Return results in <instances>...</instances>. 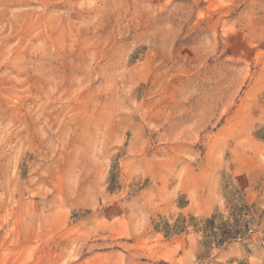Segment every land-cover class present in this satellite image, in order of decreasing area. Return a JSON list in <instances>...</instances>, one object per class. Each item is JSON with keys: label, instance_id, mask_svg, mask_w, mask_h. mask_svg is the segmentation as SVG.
Instances as JSON below:
<instances>
[{"label": "rangeland", "instance_id": "rangeland-1", "mask_svg": "<svg viewBox=\"0 0 264 264\" xmlns=\"http://www.w3.org/2000/svg\"><path fill=\"white\" fill-rule=\"evenodd\" d=\"M0 264H264V0H0Z\"/></svg>", "mask_w": 264, "mask_h": 264}]
</instances>
